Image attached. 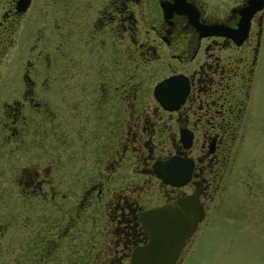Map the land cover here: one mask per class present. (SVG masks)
Returning a JSON list of instances; mask_svg holds the SVG:
<instances>
[{"label":"flooded vegetation","instance_id":"af4514ba","mask_svg":"<svg viewBox=\"0 0 264 264\" xmlns=\"http://www.w3.org/2000/svg\"><path fill=\"white\" fill-rule=\"evenodd\" d=\"M249 5L0 0V264H130L140 215L189 204L183 259L264 134Z\"/></svg>","mask_w":264,"mask_h":264},{"label":"rangeland","instance_id":"374dc122","mask_svg":"<svg viewBox=\"0 0 264 264\" xmlns=\"http://www.w3.org/2000/svg\"><path fill=\"white\" fill-rule=\"evenodd\" d=\"M260 79L255 96L262 109L264 74ZM239 159L231 204L210 210L175 264H264V134ZM240 172L250 181L249 192L237 178Z\"/></svg>","mask_w":264,"mask_h":264},{"label":"water","instance_id":"95a60500","mask_svg":"<svg viewBox=\"0 0 264 264\" xmlns=\"http://www.w3.org/2000/svg\"><path fill=\"white\" fill-rule=\"evenodd\" d=\"M262 2L263 0H248L250 5L247 14L260 7ZM166 169L168 171L170 168ZM157 174L164 182L174 183L168 180V172H165L166 177L164 173ZM172 176L177 177L178 173L173 172ZM191 206L185 204L173 210H164L166 206L145 210L140 215V221L148 240L144 245L133 249L130 264H174L185 241L203 217L202 210H192Z\"/></svg>","mask_w":264,"mask_h":264}]
</instances>
